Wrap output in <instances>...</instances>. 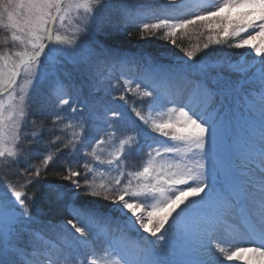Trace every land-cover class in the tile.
I'll return each instance as SVG.
<instances>
[{
	"label": "snow or ice",
	"instance_id": "6c2138e0",
	"mask_svg": "<svg viewBox=\"0 0 264 264\" xmlns=\"http://www.w3.org/2000/svg\"><path fill=\"white\" fill-rule=\"evenodd\" d=\"M197 6L0 0V264H264V0ZM133 30L173 48L125 51ZM41 96L50 135L68 121L47 142Z\"/></svg>",
	"mask_w": 264,
	"mask_h": 264
},
{
	"label": "trees",
	"instance_id": "16d2710c",
	"mask_svg": "<svg viewBox=\"0 0 264 264\" xmlns=\"http://www.w3.org/2000/svg\"><path fill=\"white\" fill-rule=\"evenodd\" d=\"M5 38V36L0 33V41H3V39ZM200 41V40H199ZM198 42V41H197ZM194 42L192 40H190V37H183L180 40H177V43L182 47V48H187V49H191L193 47V44H200L202 46L203 43H197ZM118 45L121 48H126V49H132L135 51H143V52H150V53H158L161 51H167L173 48V46L171 45V43L169 41L163 40L158 38V40H155L154 38H150L148 40L145 41V39H141L140 38V34L139 32L133 30L131 35H128L127 33H121L119 36V39L117 41ZM144 43V44H143ZM2 45V44H0ZM139 46L145 47V50H139L138 48H140ZM226 51H229L231 53H233V59H239L242 56V50H236V49H227ZM175 53L179 56H183V52L180 51L179 48L175 49ZM169 55H171V52H168ZM217 58H221V56H218ZM48 123H43L42 125H44L42 132L45 133L46 130V135L47 137L50 136L49 134V125L47 126ZM61 162V161H59ZM52 173L56 172V171H60V168L56 167V168H52L51 169ZM8 178H5L3 176V170L0 169V182L2 184V187L6 184ZM61 216H63L64 218H69L67 216L66 213H61Z\"/></svg>",
	"mask_w": 264,
	"mask_h": 264
},
{
	"label": "rangeland",
	"instance_id": "374dc122",
	"mask_svg": "<svg viewBox=\"0 0 264 264\" xmlns=\"http://www.w3.org/2000/svg\"><path fill=\"white\" fill-rule=\"evenodd\" d=\"M216 2H218V0H185V3L189 5L188 8H190L192 5H196V6L197 5L207 6L209 4H214ZM188 8H186L182 14H188ZM199 11H200V7H198V12ZM186 31H187V35H185L183 32L178 31L177 32L176 39L177 40H180L183 37H185V38L190 37V40H192L194 42H197V41L199 43H203L204 42V37L199 36L198 33L196 31H194L192 28H189ZM145 35H146L145 41L148 40V39H150V38H147V34H145ZM163 35H164L163 31H161V32H158L156 36H153L151 38H154L155 40H158V38L161 37V36H163ZM195 46H196V44H193V47L192 48H194ZM139 47H140V48H138L139 50H145L146 49L145 47H142V46H139ZM241 52H242L243 55H245V56L248 55L249 56V53H248L247 50H243L242 49ZM216 59L218 61L222 62V59H220V58H216ZM251 60L252 59H248L249 62H251ZM117 76H118V73H117ZM127 99H128V104L125 107L128 109L129 112L131 111V106L135 105V107H137L138 109H142L143 110V113L145 115H149V111H148L147 104H141L139 102V99H138L137 94H135L134 92H130V93L127 94ZM120 103L123 104L122 101ZM35 104L38 105V103H35ZM47 107L51 110V108H50L49 105ZM169 107H171V105ZM52 120H49V119L44 120V121H47V123H48L47 126L49 125V130L52 128ZM66 125L67 124L62 123V124L59 125V128H64ZM59 128L49 136V140L48 141L54 140L56 136L61 135V133L59 131ZM68 131L71 132L72 130L71 129H68ZM44 138H46V135H44ZM52 151L54 152V149ZM109 151H111V149H109ZM34 162L35 163H39L38 160L37 161H34ZM165 162H167V160L160 161V163H165ZM60 163H62V161ZM144 163H146V161ZM144 163H142V166H143ZM101 171H103V169H101ZM0 187H2L1 182H0ZM233 243L234 244H238L241 247H250L251 246V245L244 244L243 242H238V241L237 242L234 241ZM226 249H227V246H226ZM230 250H234V249H230ZM238 256H239V259H237V258L234 257L233 258V261L227 262V264H246V262L248 260L249 253H243V254H240Z\"/></svg>",
	"mask_w": 264,
	"mask_h": 264
},
{
	"label": "bare ground",
	"instance_id": "6f19581e",
	"mask_svg": "<svg viewBox=\"0 0 264 264\" xmlns=\"http://www.w3.org/2000/svg\"><path fill=\"white\" fill-rule=\"evenodd\" d=\"M238 255H240V254H238Z\"/></svg>",
	"mask_w": 264,
	"mask_h": 264
}]
</instances>
